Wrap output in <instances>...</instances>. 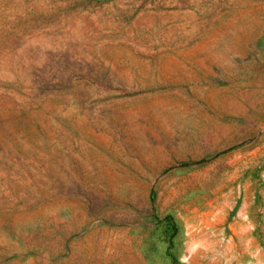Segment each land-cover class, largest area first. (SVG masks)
I'll list each match as a JSON object with an SVG mask.
<instances>
[{"label": "rangeland", "instance_id": "374dc122", "mask_svg": "<svg viewBox=\"0 0 264 264\" xmlns=\"http://www.w3.org/2000/svg\"><path fill=\"white\" fill-rule=\"evenodd\" d=\"M0 264H264V0H0Z\"/></svg>", "mask_w": 264, "mask_h": 264}]
</instances>
